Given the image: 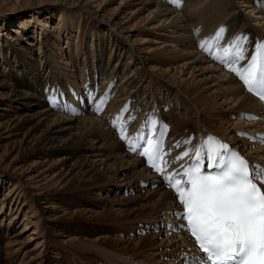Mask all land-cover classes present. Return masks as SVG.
<instances>
[{"label": "bare ground", "instance_id": "obj_1", "mask_svg": "<svg viewBox=\"0 0 264 264\" xmlns=\"http://www.w3.org/2000/svg\"><path fill=\"white\" fill-rule=\"evenodd\" d=\"M113 3L116 5L110 7ZM179 3V7H172L161 0H0V39H4V44L0 43V111L4 90L16 97L17 102L12 99L13 103L23 110L13 117L9 112L1 115L9 116L5 124L7 128L12 126L10 132L26 128L27 136L31 137V147L20 153L19 158L27 154L33 157L41 153L62 154V160H54V165L46 170L47 175L43 171L32 180H24L27 175L24 171H19L23 177L12 178L15 172L12 175L1 168L0 178L11 181V190L17 185L28 188L22 195L13 192L8 197L16 207L26 203L25 220L30 219L28 213H35L33 201L53 203L47 210L53 217L51 232L44 230L42 236L46 243L53 240L51 244L63 256L76 258L78 264H120L119 261L134 264L136 259L138 264L154 263L156 252L142 251L147 244L180 245L178 240L167 237L158 242L154 234L134 236L138 240L126 242L125 237L118 238V234L123 235L116 231L118 228L126 234L140 230L139 223L160 220L167 208L176 207L177 202L171 189L159 177L147 173L142 160L129 155L114 137L110 128L117 116L123 117L118 122L123 127L126 124L129 128L137 127L146 117L154 119L156 126L168 127L170 147L164 152L166 161L172 163L169 171L185 167L195 148L209 136L232 143L244 155L264 160V147L252 148L241 135L243 129L259 126L241 118L243 110L259 109V103L242 92L240 85L225 72L224 65L199 50L203 33L210 40L223 27L225 39L220 44L226 46L225 42L233 37L245 36L250 59L256 44L264 42L261 8L251 0H179ZM5 10L10 14L5 15ZM11 38L9 42L7 39ZM215 52L223 55L222 47ZM12 63L19 64V74L7 68ZM87 87L95 91L92 111L77 106L76 102L75 110L63 106ZM158 92L170 96L169 102H174L176 111L166 110L155 101ZM53 94L56 106L50 102ZM144 94L150 95L144 101L146 106L142 103ZM101 100L104 101L101 108L105 110L97 112ZM34 102L41 107L44 102L48 105L45 104V110L29 112L34 109ZM125 108L127 111H123ZM107 110L117 112L108 119ZM124 118L129 121L126 123ZM95 139L104 152L91 156L93 150H101L93 144ZM189 139L191 143H184ZM185 150L190 151V156L175 161ZM67 157L72 160L69 165L65 164ZM39 176L42 177L36 180ZM128 190L134 195L127 199L116 194ZM141 190L145 198L140 195ZM27 192H34V196ZM107 192L113 193L112 198H102ZM1 202L0 210L4 204ZM58 236H66V243Z\"/></svg>", "mask_w": 264, "mask_h": 264}, {"label": "snow or ice", "instance_id": "obj_2", "mask_svg": "<svg viewBox=\"0 0 264 264\" xmlns=\"http://www.w3.org/2000/svg\"><path fill=\"white\" fill-rule=\"evenodd\" d=\"M173 2L180 6L179 0ZM225 31L221 27L213 38L201 41V49L228 67L248 92L264 101V42H258L251 58L247 59V37H233L222 46L220 42L225 39ZM220 47L223 55L215 52ZM244 61L246 63H242ZM50 102L56 106L57 98L53 96ZM103 103L101 100L96 106L97 112L102 110ZM247 118L256 119L253 116ZM122 119L117 116L113 126L117 127ZM146 120L151 125L148 135L140 132L135 139H130L125 126L119 128L120 137L126 140L131 151L145 157L146 163L164 175L168 165L164 160L167 153L163 151L160 137L152 134L157 122L147 117ZM184 143H191V140ZM189 156L190 151L185 150L175 161ZM205 158L207 167L215 169L214 172L203 170ZM191 159L188 167L181 166L180 171L168 173L166 181L182 206L180 219L186 222V230L195 238L197 250L204 253L203 257L193 258L195 264H264V190L261 188L264 168L250 165L228 144L211 136L195 148Z\"/></svg>", "mask_w": 264, "mask_h": 264}, {"label": "rangeland", "instance_id": "obj_3", "mask_svg": "<svg viewBox=\"0 0 264 264\" xmlns=\"http://www.w3.org/2000/svg\"><path fill=\"white\" fill-rule=\"evenodd\" d=\"M114 5H116V3L111 4L110 7L111 6L113 7ZM4 12H5V15L10 14L9 11H7V10H5ZM1 16H2V18L6 17L3 15H1ZM12 39L13 38L7 39V40L9 42L10 41L12 42ZM158 41H160V39H158ZM0 43L4 44V39H0ZM148 54H150V53H148ZM7 68L9 69V71L10 70H12L13 72L16 71L17 74H19V72H20L19 64L12 63L10 65V68L8 65H7ZM29 81L30 82L33 81V78L31 77L29 79ZM116 83H117V81L114 80V84H116ZM4 92H6L5 97L3 98L4 105L0 111V171H1V168H3L4 170L5 169L9 170V172H11L12 175L14 174L13 172H15V175L12 176V178H15V176H17V178L23 177L22 173H20V172L24 171L25 173H27V175H25V177H24V180H25V178L27 180H32L33 177L41 174V172L46 171L48 168H50L52 165H54L53 164L54 160L56 161V159H58L57 161L60 162L62 160L61 159L62 156H60L61 153H59V154L55 153L54 155H47V153H41L39 155V157H36V156L33 157L32 155L27 154L23 158H19L20 153L29 150V148L32 145V141H30L31 137H28L27 133L25 132L26 128H22V129L18 128L17 132H14V133L10 132L12 130V126L7 128L8 124H5V121L9 118V116H8V118H4L1 115V113L4 114L5 112H9L12 114L11 116L13 117L14 113L20 114L18 112L23 111V110L16 108V105L13 103L12 99H14V102H17V99L12 93L8 94L7 90H4ZM53 96H55V95L53 94L52 97ZM149 97H150V95L145 96V94H144L143 98H142L144 100L142 101V103L144 101H147L149 99ZM169 99H170V96L165 97L162 92H158L155 95V101H157L160 105H162L166 110L171 109V111H173V110L176 111V109H174L172 106V105H174V102L173 101L169 102ZM47 101H49V100H47ZM170 103L172 104L171 106H170ZM33 104H34L33 105L34 109L29 111V112H36V111L41 110V109L45 110L46 108L44 106H45V104L48 105V102H44L43 107H41V104L40 105L35 104V102ZM144 105H145V102H144ZM145 106H143V107H145ZM25 110H29V109H25ZM145 110H147V109L145 108ZM17 114H15V115H17ZM15 115H14V117H15ZM215 122H216V125L219 124V122L217 120H215ZM24 133H26V135H24ZM95 140H96V142L94 141L93 144L99 145L101 150L100 151L93 150L94 152H91L90 155L92 153H94V154L91 156H95L96 155L95 153H97V154L100 153V155H101L104 152L103 146H101L100 143H98L97 139H95ZM256 145H258V144H255V146ZM80 151L81 150L77 151V153L80 154ZM64 156H63V158L65 160ZM99 157H101V156H99ZM66 161L67 162L65 164H67V165H69L68 162L72 163V160L68 159V157H67ZM19 167H20V170L18 169ZM6 170H5V172H6ZM48 173H49V171H46L43 174L47 175ZM43 174H42V176H43ZM0 175H2V174H0ZM42 176L36 177L35 179L38 180ZM121 178L122 177H119L120 183L122 180ZM1 180H3V182H2V184H0V208H1V203H2L1 201H4L3 202L4 204L2 206V210H0V264H40L41 259H42L41 263H43L44 261H47V264H64V263L68 264L69 261L72 259V257L67 258V257L63 256V254L60 252V250L58 251L56 249V247H54V245L51 244V242H53V240H51V242H49V243L48 242L46 243L44 240V237L42 236V232H44V230H48L51 232V223H52L51 219L53 217H50L48 215L47 210L51 206L52 207L54 206L53 203L52 202H50V203L45 202L44 200H39V199H38L39 201L38 200L33 201V206L35 207V211H34L35 213H32V212L28 213V216L30 219L25 220L24 214L26 212L24 210L28 209L25 206L26 203L22 202L19 204L20 206L16 207V205L14 206L8 200V199H10L8 197L11 195V194L9 195V193H13V192L15 194H17L19 192V194L22 195L21 193L24 191V189H26V191H28L27 190L28 188L26 187V185H22L19 187V185L16 184L17 187H15V189L11 190V188H12V186L10 185L11 181L8 182V179L7 180L5 179L6 181L4 179H1ZM59 187H61V186L60 185L57 186V188H59ZM9 189L11 192H9ZM29 189H31V188H29ZM120 192L121 193H119V191H118L116 194H117V196H119V198H123V199H127L128 196L134 195L133 191H131V190L130 191L128 190L125 193H122V191H120ZM142 192L143 191L141 190L140 195L142 196V198H145L144 197L145 195L142 194ZM32 193H34V192H32ZM32 193L27 192V194H31L32 196H34ZM107 193H109V194H107ZM107 193H103V195H101L102 198H104V199L112 198L113 193H110V192H107ZM125 194L127 196H125ZM28 199L32 200V197H28ZM92 202L94 204L97 203L96 200H94V201L92 200ZM137 202H142V200H137ZM148 203L150 204L151 202L148 201ZM9 218L12 219L11 222H9ZM85 231L86 230H82L83 233H85ZM87 232H90V230H88ZM92 234H93V232H92ZM67 236H68V234H67ZM53 237L55 238L57 236L53 235ZM120 237H122L121 240H123L125 235H122V236L118 235V238H120ZM141 237H143V236H141ZM91 238H93V236H91ZM58 239L63 241L62 243H64V242L66 243V241H64V240L67 239V237L66 236H58ZM124 239H125V242L128 240V239H126V237ZM130 241H132V240H130ZM43 243L45 244V247H44V245L41 246V244H43ZM92 255H93V253H92ZM42 256H43V258H41Z\"/></svg>", "mask_w": 264, "mask_h": 264}]
</instances>
